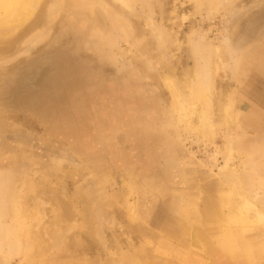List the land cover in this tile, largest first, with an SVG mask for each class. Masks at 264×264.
<instances>
[{"label":"rangeland","instance_id":"obj_1","mask_svg":"<svg viewBox=\"0 0 264 264\" xmlns=\"http://www.w3.org/2000/svg\"><path fill=\"white\" fill-rule=\"evenodd\" d=\"M11 33H0V264L179 263L185 217L164 231L176 213L264 264V225L224 234L198 200L220 201L227 171L264 192V0H40ZM201 65L208 138L178 123L162 81L186 93Z\"/></svg>","mask_w":264,"mask_h":264},{"label":"bare ground","instance_id":"obj_2","mask_svg":"<svg viewBox=\"0 0 264 264\" xmlns=\"http://www.w3.org/2000/svg\"><path fill=\"white\" fill-rule=\"evenodd\" d=\"M120 1L128 5L131 0H120ZM39 2L40 0H0V33L1 35L2 34L6 35L11 32H14L21 25L26 23V21H28V19L33 15ZM213 3H215L214 5L218 4V3L216 4V2H213ZM211 7L213 6H210V8ZM221 39H222L221 41L228 44L230 40L229 33L225 34ZM230 51L231 53L230 52L229 53L231 56V63L229 65V69L230 71L234 72L235 65L237 63L239 55L236 53V50L232 51V48ZM200 64L203 65L205 63L200 62ZM202 65L195 71V73L192 72V75H194V78L192 81H190L187 88H185L186 93L180 92V89L178 85L175 83L173 78L165 77L164 79H162V81L165 83L163 85H166V87L171 91V93L177 97V102L175 104V111H176V117H177L176 120L178 121V123L184 124L185 130L189 134L195 135L197 138H205V137L208 138V137L215 136L214 125L212 121L213 106H212L211 96L208 91V85H209L208 80H209V75H210L209 70L206 66H202ZM46 67L44 66V68L39 69L41 71L36 75L35 79L32 78V80H34L36 83H40L45 75V71L47 72ZM31 82L30 84H32ZM253 85L255 84L253 83ZM254 104L256 106L255 108L261 107L259 104H256V103ZM223 108L221 112L224 111L225 116L228 117L229 116V106L226 105ZM189 116L196 117V122L191 123L189 121ZM245 144L246 143H242L241 147L245 148ZM182 163L184 165L183 167H181V169H179L181 170L180 171L181 173L179 172L180 173L179 176L181 179L189 175L187 173L188 170L186 167H188L187 164H191L187 162L186 160H183ZM251 163L250 164L246 163L244 166H249L252 168L253 164ZM223 174L224 176L227 177V180L224 181L226 189L223 190L221 195L219 196L220 198V201H218L219 203L218 202L212 203L205 196L200 195L198 191V195H200L199 198L197 197L198 200L200 199L201 202L206 203V206H207V210H205L206 214L211 217L212 221L216 220L219 223L218 227L220 228V231L223 232L224 234H229L233 228H238L240 229L241 232L246 233L250 231V229L252 228H255L257 226H263L264 225V192H260L258 189H254V188L252 189V187L246 188V187H243L242 185H239L236 181L238 179V176H237L238 174L236 171H227L226 173H223ZM179 183L181 184V182H177V184ZM176 197L179 199V201L180 200L183 201L185 199L184 194H181V193L176 195ZM180 216L185 217L187 221L186 225L188 226V228L186 229L190 231L189 241L185 242V243H188L189 247L196 248V249H204V247L206 246L208 248L214 246V245H211L209 241H205V239L201 238V233L197 231V228H196L198 227L196 225L197 221H193L192 219L185 216V214L183 213L181 214L176 213L175 215H173L170 218V220L165 224L164 231H170L173 229H175L176 231H179L177 229L178 227L177 221L179 220ZM57 254L58 253H56V255Z\"/></svg>","mask_w":264,"mask_h":264},{"label":"crops","instance_id":"obj_3","mask_svg":"<svg viewBox=\"0 0 264 264\" xmlns=\"http://www.w3.org/2000/svg\"><path fill=\"white\" fill-rule=\"evenodd\" d=\"M170 263L171 262H167V264ZM171 264H252V263L243 257L230 256L219 247L212 246L208 248L206 246L204 247V249H199L198 252L192 250V247H190V251H187L186 254L183 255V258L179 263L175 262Z\"/></svg>","mask_w":264,"mask_h":264}]
</instances>
